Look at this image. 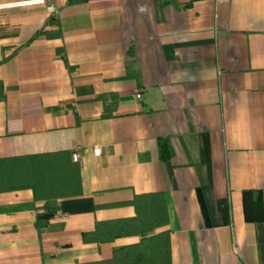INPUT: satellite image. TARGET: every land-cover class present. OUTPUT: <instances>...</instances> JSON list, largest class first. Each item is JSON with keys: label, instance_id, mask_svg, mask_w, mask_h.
<instances>
[{"label": "crops", "instance_id": "crops-1", "mask_svg": "<svg viewBox=\"0 0 264 264\" xmlns=\"http://www.w3.org/2000/svg\"><path fill=\"white\" fill-rule=\"evenodd\" d=\"M52 2L0 0V264L106 263L155 216L170 264H264V0Z\"/></svg>", "mask_w": 264, "mask_h": 264}, {"label": "trees", "instance_id": "trees-1", "mask_svg": "<svg viewBox=\"0 0 264 264\" xmlns=\"http://www.w3.org/2000/svg\"><path fill=\"white\" fill-rule=\"evenodd\" d=\"M160 152L161 159L167 161L169 158L167 148L165 146H160ZM9 164L10 169L0 168V191L14 190L21 184L17 174L19 170L14 168L18 163L14 162ZM11 167H13V169H11ZM23 176L24 175L21 177ZM27 177L29 178V176ZM26 184L31 187V182L28 181ZM52 216L51 207H48L44 214H37L35 219L36 229L40 230L44 228ZM162 224L163 220L160 217L156 218L155 216L154 219H150V221L139 217L134 223L133 234L142 236L140 242L137 245L116 251L111 261L100 264H170L167 236L165 234L147 236L155 227Z\"/></svg>", "mask_w": 264, "mask_h": 264}, {"label": "built area", "instance_id": "built-area-1", "mask_svg": "<svg viewBox=\"0 0 264 264\" xmlns=\"http://www.w3.org/2000/svg\"><path fill=\"white\" fill-rule=\"evenodd\" d=\"M45 2H46V10L51 14V16H56L57 11H56V8L54 7V4H53L52 0H45ZM136 97L137 98H140V95L137 94ZM99 152H100V150L98 148H94L93 149V154L95 156H98L99 155ZM77 159H78L77 154H74L73 155V161L76 162Z\"/></svg>", "mask_w": 264, "mask_h": 264}]
</instances>
